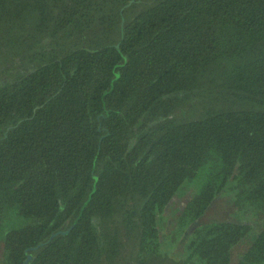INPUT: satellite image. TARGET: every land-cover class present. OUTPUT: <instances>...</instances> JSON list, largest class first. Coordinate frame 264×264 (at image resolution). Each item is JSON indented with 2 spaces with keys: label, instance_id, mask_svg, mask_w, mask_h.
<instances>
[{
  "label": "trees",
  "instance_id": "obj_1",
  "mask_svg": "<svg viewBox=\"0 0 264 264\" xmlns=\"http://www.w3.org/2000/svg\"><path fill=\"white\" fill-rule=\"evenodd\" d=\"M5 51L0 264H264V0H0ZM202 83L215 107L174 119Z\"/></svg>",
  "mask_w": 264,
  "mask_h": 264
},
{
  "label": "rangeland",
  "instance_id": "obj_2",
  "mask_svg": "<svg viewBox=\"0 0 264 264\" xmlns=\"http://www.w3.org/2000/svg\"><path fill=\"white\" fill-rule=\"evenodd\" d=\"M36 49V48H35ZM8 51H5L2 56V60L4 65L11 64L10 62L13 60V57L4 59L5 55ZM23 54V50L18 52V55L15 56L17 61H20V55ZM15 59V58H14ZM218 88H214V86H208L206 83H202L199 87V90L194 92L191 97H185V103L179 108V110L174 114L173 118L177 120L181 119H189V118H197L203 113H205L209 108L215 107L214 97L216 96V92ZM185 95H183L184 97ZM238 106V105H237ZM208 170V166H206L201 172L198 178H196L192 182H186L183 184L175 196L171 200V202L160 212L158 215L159 219V227L162 232L166 231L168 235H170L173 230L176 228V220L177 217L182 210L184 204L187 200H189L193 195H195L201 185L203 184L206 176V172ZM233 183H230L226 186V188L222 191V193L217 196L208 211V214L212 217L219 216L221 212L229 211L231 207L232 196L235 191L231 189ZM182 238H176L172 243L175 248L170 249L166 254H171V256L177 260L184 259L186 257V242H181ZM163 243L166 245V241L163 239ZM164 248L163 251L168 250ZM175 249V250H174ZM174 250V251H173Z\"/></svg>",
  "mask_w": 264,
  "mask_h": 264
},
{
  "label": "water",
  "instance_id": "obj_3",
  "mask_svg": "<svg viewBox=\"0 0 264 264\" xmlns=\"http://www.w3.org/2000/svg\"><path fill=\"white\" fill-rule=\"evenodd\" d=\"M94 191H95V188L92 190V193H94ZM80 215H81V214H79V216H80ZM76 221H77V219L75 220V222H74L73 225H75ZM68 231H69V229L66 230V231H62V232H60V233H61V234H67ZM54 235H55V234H54ZM29 250H30V249H29ZM27 252H28V250H25V254H27ZM30 259H31V256H30V255H27V258H26L24 264H29L28 261H29Z\"/></svg>",
  "mask_w": 264,
  "mask_h": 264
},
{
  "label": "flooded vegetation",
  "instance_id": "obj_4",
  "mask_svg": "<svg viewBox=\"0 0 264 264\" xmlns=\"http://www.w3.org/2000/svg\"><path fill=\"white\" fill-rule=\"evenodd\" d=\"M160 236H161V234H160ZM159 241L161 242V249H160V251H162V253H163L164 247H163V239H162V236L160 237V240ZM24 255H25V260L27 258V255H30L31 256V259H32V255L31 254H24ZM25 260L23 261V264H24ZM30 260L28 261L29 264H30Z\"/></svg>",
  "mask_w": 264,
  "mask_h": 264
}]
</instances>
